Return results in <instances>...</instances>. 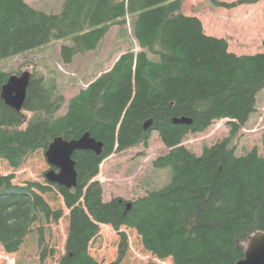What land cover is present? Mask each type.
<instances>
[{
  "label": "trees",
  "instance_id": "obj_1",
  "mask_svg": "<svg viewBox=\"0 0 264 264\" xmlns=\"http://www.w3.org/2000/svg\"><path fill=\"white\" fill-rule=\"evenodd\" d=\"M210 1L232 8L261 0ZM183 2L64 0L59 13H48L26 0H0V61L63 39L69 42L61 45V60L70 64L128 18L140 48L122 53L70 99L63 115L58 112L65 97L43 76H32L22 111L7 105L1 92L11 74L0 69V159L12 168L46 151L57 136L80 138L89 131L104 143L100 155L75 151L73 188L47 179L15 183L14 174L0 171V244L6 252L19 251L36 223H57L64 216L63 208L54 209L44 197L54 190L69 209L66 251L57 264H103L90 251L102 224L120 234L111 264H121L129 252L123 227L138 233L147 252L172 264H234L244 257L246 240L264 231V153L254 146L238 155L232 144L264 90V42L262 52L238 55L227 39L207 34L198 16L185 14ZM24 110L33 114L26 127ZM182 116L192 124L173 122ZM221 119H228V137L200 155L183 144ZM153 131L169 148L154 165L170 168L171 181L132 201L104 200L96 179L101 163L114 152L147 147ZM262 141L264 148V132ZM38 230L42 246L44 223ZM54 253L44 247L41 258Z\"/></svg>",
  "mask_w": 264,
  "mask_h": 264
},
{
  "label": "rangeland",
  "instance_id": "obj_2",
  "mask_svg": "<svg viewBox=\"0 0 264 264\" xmlns=\"http://www.w3.org/2000/svg\"><path fill=\"white\" fill-rule=\"evenodd\" d=\"M26 1L33 7L48 13H59L64 0ZM184 1L185 13L200 15L207 25V31L218 33L214 30L219 26L214 22L216 6L210 0ZM219 11L226 12V9L219 8ZM67 42L69 41L63 39L56 40L38 49L0 61V69L10 74L30 71L32 76H43L48 81H53L57 93L65 97V102L58 112L59 115L66 113L72 97L103 72L110 70L122 53L130 49L137 52L140 49L133 36L131 18H128L124 25L113 24L95 50L76 55L70 64L63 63L60 55L61 45ZM23 112L26 115V123L23 127H26L33 114L25 110ZM230 129L228 119L217 120L206 131L189 134L183 144L200 155L205 146H211L228 137ZM263 132L264 90L258 94L257 110L232 141V144L236 146V153L242 155L252 147L258 146L260 153L263 154ZM168 151L169 148L162 142L158 131H153L147 147L140 144L124 152L112 153L101 163L100 173L96 177L104 188V200L110 201L115 197H122L132 201L145 196L149 191L158 190L167 185L171 181V169L157 168L154 161ZM50 168L44 150L29 155L18 169L12 168L6 160L0 159L1 173L14 174V182L20 184L29 180L45 182V173ZM44 197L54 209L63 208L64 216L57 223H36L32 232L25 238L20 250L15 253L6 252L0 244V264H57L59 258L65 254L69 209L57 190L46 193ZM43 223L45 239L44 245L41 246L38 228ZM121 230L125 231L129 237V252L121 264H146L150 261L158 264H172L171 259L160 260L147 252L135 230L125 227ZM119 242V231L111 225L102 224L98 237L91 243L90 251L103 264H111L118 256ZM44 247H47L48 252L55 251L45 260L41 258Z\"/></svg>",
  "mask_w": 264,
  "mask_h": 264
},
{
  "label": "water",
  "instance_id": "obj_3",
  "mask_svg": "<svg viewBox=\"0 0 264 264\" xmlns=\"http://www.w3.org/2000/svg\"><path fill=\"white\" fill-rule=\"evenodd\" d=\"M31 78L32 73L30 71L9 76L1 92V96L7 105L18 111L23 110ZM173 122L176 124H192L193 119L186 116L175 117ZM151 124L152 119L147 120L144 128H149ZM103 147L104 143L91 136L89 131L85 132L80 138L55 137L45 151L47 161L51 166L45 173L46 179L50 183H57L67 188L76 187L78 172L76 160L73 158L75 151L91 150L100 155ZM128 207H130V204H128ZM244 247V257L234 264H264V231L251 235L244 243Z\"/></svg>",
  "mask_w": 264,
  "mask_h": 264
},
{
  "label": "crops",
  "instance_id": "obj_4",
  "mask_svg": "<svg viewBox=\"0 0 264 264\" xmlns=\"http://www.w3.org/2000/svg\"><path fill=\"white\" fill-rule=\"evenodd\" d=\"M215 6L214 22L219 26L214 30L218 33L207 31V25L202 17L195 15L202 20L207 34L227 39L230 50L238 55L256 54L263 51L264 0L256 3H245L232 8ZM219 8L226 9V12H220ZM184 10L185 1L183 2V12L185 13ZM187 15H190V13ZM220 24H222L221 27Z\"/></svg>",
  "mask_w": 264,
  "mask_h": 264
},
{
  "label": "bare ground",
  "instance_id": "obj_5",
  "mask_svg": "<svg viewBox=\"0 0 264 264\" xmlns=\"http://www.w3.org/2000/svg\"><path fill=\"white\" fill-rule=\"evenodd\" d=\"M61 10V9H60ZM142 123V122H141ZM247 241V240H246ZM245 250V249H244Z\"/></svg>",
  "mask_w": 264,
  "mask_h": 264
}]
</instances>
